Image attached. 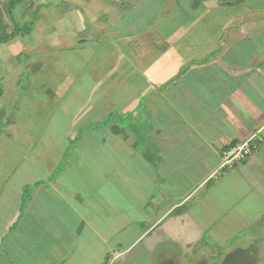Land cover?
I'll use <instances>...</instances> for the list:
<instances>
[{
    "label": "crops",
    "instance_id": "obj_1",
    "mask_svg": "<svg viewBox=\"0 0 264 264\" xmlns=\"http://www.w3.org/2000/svg\"><path fill=\"white\" fill-rule=\"evenodd\" d=\"M200 1L193 0L191 3L192 11L199 12L192 21L193 28L185 25L175 28L165 38L154 29L159 25H151L145 19L146 16L156 17L153 14H156L158 10L156 4L159 0L139 1L141 8L133 9L132 13L138 10L136 18L139 17L145 21L144 28L135 29L130 26L129 29L127 27L125 31L114 34V37L100 45L99 51L97 50V65H101L102 68L98 70L101 74L98 79H93L94 75L99 76L97 70L79 71L84 76L81 77L82 81L75 88V92H81L84 84L87 83L88 100L84 105L73 109L74 114L68 119L66 127L60 126L61 123L57 121L56 109H54L48 121V132L44 135L46 139H39L36 145L26 148L28 152L21 155V163L12 172L13 179L7 178L1 186L0 214L3 213L4 216L0 218V247L3 248L4 242H7L6 249L13 247L12 251L6 250L8 256L5 258L10 259V264H77V262L85 264V255L89 253V248L94 246V241L90 240V236L85 233V227L92 231V237H98L97 228L88 223L91 214L85 209L90 202L88 199L90 195L87 193L89 192L96 199L100 194L97 190L99 186L109 185L108 180L111 178L115 183L119 181L122 173L127 175L128 172H124L119 165L115 164L114 154L105 153L100 156L98 152V158L95 159L96 168L93 167L94 178L90 181L89 176L88 183L79 178L76 180L73 175V182H67L69 174L75 171L73 164L68 162L61 172L62 175L58 174L55 179H50V176L55 173L61 155H66L67 160H71L70 156L76 154V161L80 159L76 165L87 156L84 151L89 148L83 146L68 153L66 152L68 147L64 143L71 136H76L79 127L83 124V119L87 118L89 112L98 116V109L103 100L110 102L107 106L114 107L120 112L134 113L139 106V97H145V99L148 97L142 110L144 122L150 129L148 135L162 148L161 156L157 161L163 168L162 176L165 179L151 181L147 197L143 199L145 202L138 207L148 204L146 201H150L153 197L154 188L165 190L169 188L172 191L170 194L178 193L169 196L166 191H162L165 209L158 207L157 211L161 213L143 234L136 238V241L150 235L161 223L168 231L174 230L176 224L177 227L183 226L184 229L192 231V237L196 227L199 238L203 236L204 231L213 227L211 219L207 225L199 222L204 216L202 214L204 209L210 204L206 202L205 206H199L197 210L196 203L188 205L193 198L196 200L204 198L205 201L206 198L213 199L211 203L216 204L221 211L224 210L217 215L223 216L234 206L230 203L237 199L242 200L245 196L243 193L247 190L254 192L256 188H259V191L260 189L264 191V173L262 172L264 169L259 166L258 161L256 162L258 165L248 164L252 155L232 168L218 169L221 162V148L242 141L252 134L256 133L263 137L261 146L257 153L255 152L256 155L261 157V153H264V68L257 66L252 69L249 68L248 60L236 59L235 62L229 57H223L224 44L219 45V42L225 30L220 33V28H210L211 23L206 22L212 9L218 7L213 1L218 3V0ZM207 2L213 3L206 5ZM108 10L111 11L110 8ZM128 12L129 10L124 13L125 17H129ZM72 14L74 12L68 14V19L60 20H65L64 28L67 27L64 31L72 33V37L77 38L82 54H85V49L89 45H86L85 39L80 36L86 31L83 25L84 20L80 15L79 19L76 16L77 18H72L73 21L70 22L69 18ZM108 16L110 17L105 15L108 25L102 28L98 27L101 20L92 16V21L95 20L92 29L99 33H111L109 26L114 27L121 20L122 13L117 10L111 19ZM232 20L225 21L232 22ZM77 21H81L80 31L75 30L74 24ZM132 23L134 24L135 21ZM241 31H244V28ZM225 35L228 37L226 32ZM188 36H191V39L185 41L184 39ZM69 44L68 48H71L72 53L75 54L76 52ZM261 55H264V48L259 51L255 62L264 63L263 57L260 58ZM30 63L32 62L28 64ZM73 77L66 72L68 81ZM88 79L93 81L89 84ZM196 85H199V88ZM172 88H177L178 92L192 99L184 102V99L179 97L180 103H169L171 97L167 96L168 89ZM50 95L54 99L58 98L56 92ZM95 95L101 98L100 103H91ZM61 111L67 112V106H62ZM124 128L126 127L112 131V138L128 139ZM62 129L65 130L61 133L64 134V139L62 143H59L61 139H55L54 136L58 130ZM74 132H76L75 135ZM124 133L126 136L123 135ZM120 134L122 137L117 136ZM111 140L114 144L113 139ZM105 141V139L100 140L102 145ZM142 153L144 155V152ZM107 156H110L108 159L111 158L112 162L105 166L102 160ZM143 157L146 162H150V165L145 163L149 172L154 174L159 172V165L151 164L153 162L151 157L146 155ZM197 160H200V164ZM193 167L200 173L195 177L196 180L189 182L186 175H191ZM129 176L132 178L131 174ZM235 180L237 183L240 182L239 186L234 183ZM97 181H100L99 184ZM62 182L67 184L68 189H62ZM244 184H247L244 186L245 189L239 192ZM28 185H33L32 195L26 205L21 225L15 228L17 220L22 215L19 205H21L23 188ZM95 193H98L96 197L93 196ZM198 194L199 197H196ZM65 195L72 199L71 203L67 201ZM226 196L230 198V203ZM4 197H6L5 200ZM104 202L101 204L103 205ZM192 206L197 211L194 216L191 214ZM263 216L264 212H261L259 215L261 223H264ZM88 241L91 242L90 246Z\"/></svg>",
    "mask_w": 264,
    "mask_h": 264
},
{
    "label": "rangeland",
    "instance_id": "obj_2",
    "mask_svg": "<svg viewBox=\"0 0 264 264\" xmlns=\"http://www.w3.org/2000/svg\"><path fill=\"white\" fill-rule=\"evenodd\" d=\"M5 1L0 0V20L6 24L7 30L10 31L12 22L2 8ZM139 1L142 0H24L14 9V17L21 24L23 21L29 20L32 12L40 5L38 18L31 34L24 37L17 36L10 43L0 46V88L2 89L0 95V189L5 180L12 177L14 168L21 163V155L27 153L26 150L31 145H36L39 139H46L44 135L48 132L47 126L49 125V118L53 114L52 111L56 109L57 121L61 123L60 126L66 127L68 119L74 114L73 109L84 105L88 100L86 94L87 83L84 84L81 92H75V88L81 83V77L84 76L79 71L86 69L91 72L100 70L101 65H97V50L99 51L100 45L107 39L114 37V34L125 31L127 27L144 28L145 21L142 18H136L138 10L132 13L133 9L140 7ZM192 1L159 0L156 4L158 10H156V14H153L156 17L146 16L145 19L151 25H159L154 29L163 38L175 28L178 29L184 25L193 28L192 21L199 12L192 11ZM213 2L218 7L212 9V12L206 18V22L211 23L210 28H220V33L225 30L228 34L227 37L225 32L222 33L223 36L219 42V45L224 44V47H222V50L225 51L223 57H229L235 62L236 59L238 61L248 60V64L250 63L249 68L252 69L257 68V66L264 68V63L255 62L259 51L264 48V0H244L240 1L243 2L241 4L240 2L237 3V0ZM213 2H207L206 5H212ZM107 8H110L111 11ZM117 10L122 13V18L114 27L109 26L111 33H99L92 29L94 27L93 21H95H92V16H96L101 20L98 27L102 28L108 25V22L105 21V15H110L108 17L111 19L113 13L116 14ZM128 10L130 15L125 17L124 13H127ZM73 12L74 14L69 18L70 22L77 17L79 19L80 15L84 20L83 25L86 31L80 36L85 39L86 45H89L85 49V54H82L77 38L72 37V33L64 31L67 27L64 28L66 23L64 19H68V14ZM86 12L92 14V16H88ZM61 18L64 19L61 21ZM229 19H233L232 22H226ZM132 21H135V23L133 24ZM90 23L92 24L90 25ZM80 25L81 21H77L74 24L75 30L80 31ZM210 28L208 29L212 30ZM243 28L244 31H241ZM189 39H191V36L186 37L184 40L188 41ZM225 41L226 43H224ZM68 43L73 47L75 54L72 53L71 48H68ZM40 51L43 52L40 53ZM262 57L264 59V55L260 56V58ZM29 62L32 63L28 64ZM65 70L74 76L70 81L66 79ZM99 72L97 73L99 76L94 75L93 79L100 77ZM93 79H88L89 84ZM196 86L199 88V85ZM91 91L93 92V89ZM53 92L58 94V98L54 99L50 95ZM179 93L177 88L168 89L167 96L171 97L168 102L171 104L180 103L179 97L184 99V102H189V99H192L191 97L188 99L186 94ZM146 99L145 97H139V106L134 113L120 112L114 107L107 106L110 102L103 100L101 107L98 109V116L96 117L92 112H89L86 116L88 119L84 118L83 124L79 127L78 137L74 139V136H71L64 143L68 147L66 151L68 153H72L75 149L77 150L83 146L89 148L84 151L87 156L76 165L77 161L80 160L76 161V154L70 156L71 160H67L66 155H61L56 165L55 174L50 176V179L57 178L58 174L66 168L68 162L73 164L75 171L69 174L67 182H73V175L75 179H83L88 183L89 176L90 181L94 178L93 167L96 168L97 161L95 159L98 152L100 156L105 153L114 154L115 164L119 165L124 172H128L127 175L122 173L119 176V181H115V183L111 178L108 180L109 185L99 186L97 190L100 194L96 199L89 192H86L90 195L88 197L89 205L86 204L87 208H85L91 214L88 223L97 228L98 237H92V231L85 227V233L90 236V240L94 241V246L90 247L89 253L87 252L85 255V264H166L169 261L174 264H219L229 251L245 246L261 235L260 231L264 227V223L260 222L259 215L264 212V191L261 189L259 191V188H256L254 192L247 190L246 193H243L245 196L242 200L237 199L233 203H230V198L226 196L230 205L234 204V206L223 216L217 215L218 212L222 213L224 210L221 211L216 204H212L213 199L206 198L205 201L204 198H198L197 200L193 198L188 205L196 203L195 208L197 210L199 206H205L206 202L210 204L204 209L202 213L204 216L200 218L199 222L202 225H207L209 219H211L213 227L204 231L203 236L201 235L202 238L201 236L198 238L199 232H197L196 227L192 237V231L184 229L183 226L177 227L176 224L174 227L177 231L175 232V229H170L169 226L170 231L165 230L163 228L164 224L161 223L150 235L136 241V238L142 235L144 230L161 213L157 211L158 207L161 206L165 209V203L162 201L164 199L162 191H166L169 196L178 194H170L172 191L169 188L166 190L154 188L153 197L150 201H146L148 204L138 207V205L145 202L143 199L145 200L147 197L146 194L151 181L165 179L162 176L163 168L157 161L161 156L162 148L148 135L150 129L148 124L144 122L145 117L142 110L146 105ZM100 102L101 98H97L95 95L91 103ZM62 106H67V112L61 111ZM112 126H116L118 129L126 127L124 129L128 139L112 138ZM64 131V129L58 130L56 136H54L55 139H61L59 143L63 142L64 134L61 133ZM120 132L123 131L120 129ZM75 134L76 132H74ZM123 135L126 136L125 133ZM117 136L122 137L121 134ZM152 138H154V135H152ZM102 139L106 140L104 145L100 142ZM111 139L115 142L114 144ZM143 151L150 152L148 153L149 157L153 160L151 164L159 165V172L155 174L149 172L145 163L150 165V162H146ZM256 153L253 154L255 156H251L248 164L255 163V165H258L256 163L258 161L260 162L259 166L264 169V153H261V157H258ZM108 157L110 156L103 157L102 161L105 166L112 162L111 158L108 159ZM199 161L197 160L198 164H200ZM262 172L264 173V171ZM199 173V170L194 168L191 175H186L187 180L189 179V182L194 181ZM130 174L132 178L129 176ZM99 182L97 181V184ZM234 183L237 186L240 184L236 180ZM66 185L62 182V189H68ZM245 185L247 184H244L239 192L245 189ZM27 187L23 188L21 205H19L22 215L17 220L15 228H19V225H21L26 205L32 195L33 186L30 187V190H27ZM97 194L95 193L93 196L96 197ZM65 197L67 201L72 202L70 197L66 195ZM196 197H199V194ZM3 199L5 200L6 197ZM23 200L26 201L25 207H22ZM103 201L105 202L102 205L101 202ZM195 208L191 207L192 216L197 213ZM3 216V213L0 214V218ZM260 226L261 229L259 230ZM88 242L90 246L91 242ZM6 248L7 242H4L3 248L0 247V264L11 263L9 258H5V256H8L6 250L12 251L14 249L12 246L11 249ZM258 249L264 252V239L258 242ZM79 262L82 261L79 260ZM77 264L80 263L77 262ZM255 264H264V253Z\"/></svg>",
    "mask_w": 264,
    "mask_h": 264
},
{
    "label": "trees",
    "instance_id": "obj_3",
    "mask_svg": "<svg viewBox=\"0 0 264 264\" xmlns=\"http://www.w3.org/2000/svg\"><path fill=\"white\" fill-rule=\"evenodd\" d=\"M23 1L24 0H6L2 4V8H3L4 12L9 16L10 21L12 22V29L10 31H8L6 28V24L2 20H0V45L10 43L17 36L24 37V36L31 34V32L33 30V26H34V24L38 18V11H39L40 5H38L35 8L34 12H32V15L30 16L29 20H25L21 24H19L14 17V9ZM240 1H242V0H237V3ZM1 92H2V89L0 88V95H1ZM111 130L113 132H115L118 130V127L112 126ZM78 135H79V131L76 134V136L74 137V139H76L78 137ZM229 145H233V144H229ZM224 147L225 146H223L222 148H224ZM222 148H221V150H222ZM143 152H144V155L149 156L148 151H143ZM221 170H225V169H221ZM32 186L33 185H28L27 190H30V187L32 188ZM25 203H26V201L23 200L22 207L25 206Z\"/></svg>",
    "mask_w": 264,
    "mask_h": 264
},
{
    "label": "built area",
    "instance_id": "obj_4",
    "mask_svg": "<svg viewBox=\"0 0 264 264\" xmlns=\"http://www.w3.org/2000/svg\"><path fill=\"white\" fill-rule=\"evenodd\" d=\"M263 142V137L252 134L242 141L233 145H226L220 152L221 162L219 170L232 168L253 155Z\"/></svg>",
    "mask_w": 264,
    "mask_h": 264
},
{
    "label": "water",
    "instance_id": "obj_5",
    "mask_svg": "<svg viewBox=\"0 0 264 264\" xmlns=\"http://www.w3.org/2000/svg\"><path fill=\"white\" fill-rule=\"evenodd\" d=\"M264 239V227L261 230V235L253 239L246 247H238L229 251L219 264H254L253 252L259 241ZM166 264H174L172 261ZM202 264V263H199Z\"/></svg>",
    "mask_w": 264,
    "mask_h": 264
},
{
    "label": "flooded vegetation",
    "instance_id": "obj_6",
    "mask_svg": "<svg viewBox=\"0 0 264 264\" xmlns=\"http://www.w3.org/2000/svg\"><path fill=\"white\" fill-rule=\"evenodd\" d=\"M251 241H252V240H251ZM251 241H250V242H251ZM250 242H249V243H250ZM249 243H248V244H249ZM248 244H247V245H248ZM247 245L242 246V247H246ZM263 253H264V252H263L261 249H258V244H257V246H256V248L254 249V252H253V258L255 259V263L259 261V259H260V257L262 256ZM255 263H254V264H255ZM164 264H165V263H164Z\"/></svg>",
    "mask_w": 264,
    "mask_h": 264
}]
</instances>
